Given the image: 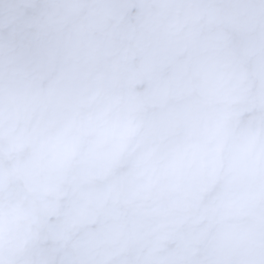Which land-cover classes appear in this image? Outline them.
I'll return each instance as SVG.
<instances>
[{
    "label": "clouds",
    "instance_id": "1",
    "mask_svg": "<svg viewBox=\"0 0 264 264\" xmlns=\"http://www.w3.org/2000/svg\"><path fill=\"white\" fill-rule=\"evenodd\" d=\"M0 264H264V0H0Z\"/></svg>",
    "mask_w": 264,
    "mask_h": 264
}]
</instances>
